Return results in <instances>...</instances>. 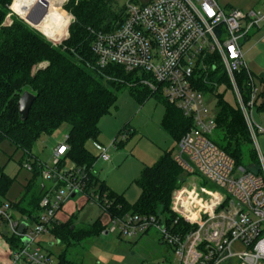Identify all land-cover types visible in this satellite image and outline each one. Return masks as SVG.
Instances as JSON below:
<instances>
[{
  "label": "built area",
  "instance_id": "built-area-1",
  "mask_svg": "<svg viewBox=\"0 0 264 264\" xmlns=\"http://www.w3.org/2000/svg\"><path fill=\"white\" fill-rule=\"evenodd\" d=\"M68 1L11 0L2 25L20 20L57 47L68 38L69 27L75 21L65 11ZM123 8V21L117 28L94 33L91 51L100 69L116 65L146 76L141 79L142 85L159 93L192 122L176 143L172 157L186 176L171 193L174 218L169 222L162 215L112 218L106 211L110 205L106 194L86 192L84 170L66 159L64 135L50 152L51 165L32 157L22 163L28 174L33 170V160L40 166L42 195L34 219L16 220L10 203L0 206V235L4 232L21 243L13 250L7 246V264H56L42 252L38 239L52 236L58 212L79 194L106 215L102 234L118 232L132 238L154 229L162 243L172 249L173 264H264V150L257 139V133L264 135V131L252 119L259 91L242 51V42L249 33L264 23V3L246 12L236 8L224 12L215 0H128ZM241 70L247 74L246 103L236 80ZM216 71L228 80L242 113L256 158L249 169L235 166L233 159L210 139L216 128L215 116L203 100L210 93L197 88L196 82L205 81L209 73ZM126 134L122 133L121 140ZM92 146L97 152L96 161H110L108 147L96 141ZM211 183L225 192L211 198L212 204L200 213H194L184 199L189 185L195 191Z\"/></svg>",
  "mask_w": 264,
  "mask_h": 264
},
{
  "label": "trees",
  "instance_id": "trees-1",
  "mask_svg": "<svg viewBox=\"0 0 264 264\" xmlns=\"http://www.w3.org/2000/svg\"><path fill=\"white\" fill-rule=\"evenodd\" d=\"M10 1L0 0V145L7 142L21 151L18 164L22 169L24 157H31V150L40 137L50 136L66 124L69 130L65 157L84 170L86 192L106 194L110 202L107 214L112 218H122L125 214L162 215L169 222L174 218L170 211L171 193L182 181V171L173 161L171 153H163L153 166L142 169L134 181L139 188V196L134 204L129 205L121 196L109 191L92 172L96 157L85 147L89 141L97 142L100 134L98 123L114 106L116 93L127 87L133 95L134 87L142 85L141 79L146 78L135 72H126L116 65L100 69L91 51L95 32H111L123 21V5L113 10L112 0H69L64 8L75 21L69 27L68 38L54 47L20 20L13 19L11 25H2ZM40 64L44 65L38 67ZM220 76L226 80L220 71H216L209 73L205 81L196 82V86L208 91ZM236 80L246 103V72L241 70ZM24 91L34 95L35 100L26 119L21 120L17 102ZM138 95V100L143 102L149 95L159 94L143 86ZM263 95L264 91L258 97ZM161 98L165 114L160 126L177 143L190 129L192 122ZM258 99L254 105L257 110H262L264 101L258 104ZM218 107L212 142L236 165L251 168L256 164L255 154L251 149L247 151L242 147L235 135L240 133L250 144L240 109L237 105L229 106L221 99H218ZM31 164L33 170L22 186L19 199L10 203L13 211L28 219H34L39 211L42 195L40 166L35 160ZM14 181L0 167V200L5 198ZM70 221L71 218L55 225L51 231L59 243L68 247L98 237L105 229L99 219L78 230ZM0 236L11 250L21 245L19 239L8 237L4 232ZM65 254L66 251H63L58 255L56 264H73Z\"/></svg>",
  "mask_w": 264,
  "mask_h": 264
},
{
  "label": "rangeland",
  "instance_id": "rangeland-1",
  "mask_svg": "<svg viewBox=\"0 0 264 264\" xmlns=\"http://www.w3.org/2000/svg\"><path fill=\"white\" fill-rule=\"evenodd\" d=\"M127 1L112 0L111 7L113 10H117ZM138 1L145 2L147 0ZM215 1L224 12L232 8L246 12L257 10L264 0ZM248 45L243 46L244 62L254 74V77L252 76L253 81L260 94L264 91V81H262L264 79V40L255 44L250 50H248ZM43 65L40 64L38 67ZM35 70L36 67L33 71ZM259 77L262 79H258ZM140 84H142L141 81ZM143 86H135L133 95L127 87L116 93L117 100L114 106L98 123L100 134L97 142L108 147L110 161L103 163L97 160L92 165V172L100 181L104 182L109 191L121 196L129 205L134 204L139 196L140 191L134 181L139 177L142 169L153 166L163 153H171L173 157L176 147V142L160 126L165 114L162 96L159 93V95H149L143 102H140L138 93L142 91ZM207 90H204V92L210 94L205 93L203 100L211 115L216 116L219 110L218 99L231 107L237 105L228 80H225L222 76ZM257 99L258 104H260L264 101V95L261 98L260 96L257 97ZM252 119L264 131V109L257 110L254 107ZM68 130V125L64 124L52 135L41 136L31 150V157L51 165L50 152L62 142ZM124 131L127 132V136L121 140ZM235 135L238 143L249 151L251 146L245 137L240 133ZM212 137H210L211 140ZM257 139L260 148L264 150V135L257 133ZM114 140L117 145L113 146ZM92 144L93 141H89L85 147L91 155L96 157L97 152ZM21 156V151L16 150L7 142L0 145V167L3 168L5 175L15 179L5 198L0 200L2 204L15 203L22 193L26 174L29 177V174L21 169L18 164ZM66 164L68 165V163ZM235 166L238 165L235 164ZM185 178L186 176L182 175V180ZM191 187L193 185H189V190L186 192L184 199L186 206L194 213H200L212 204L211 198L225 192L224 189L213 183L210 184V187H202L200 190L195 191H192ZM67 202L59 212L64 216L71 214L69 217V219L71 218L70 223L73 224L76 230L90 226L97 219L101 220V223L107 222L106 215L98 205L88 203L84 195L79 194ZM13 217L16 220H24L15 211H13ZM8 237L10 236L8 235ZM38 240L42 252L48 254L56 263L58 255L63 251H66L65 257L73 264H173L175 262L172 249L162 243L160 234L154 229L132 238L122 237L118 232H109L83 240L69 247L58 243L57 239L49 235L42 236ZM1 241H3L2 238ZM1 241L0 257H3L5 252L8 254V247L5 250Z\"/></svg>",
  "mask_w": 264,
  "mask_h": 264
},
{
  "label": "crops",
  "instance_id": "crops-1",
  "mask_svg": "<svg viewBox=\"0 0 264 264\" xmlns=\"http://www.w3.org/2000/svg\"><path fill=\"white\" fill-rule=\"evenodd\" d=\"M263 3H264V1H263ZM263 3L259 6V8L263 5ZM262 40H264V23L260 26V28L254 29V30H252L249 33V35L247 36V38L242 42V51H243V46L244 45L249 44L248 45V50H250L251 48H253V46L255 44L260 43ZM244 58H245V53H244ZM250 73L254 77V74L251 71H250ZM262 77H263V75H262ZM260 78L261 77H259L258 79H260ZM262 81H264V79H262ZM26 176L28 177L27 174H26ZM27 177L24 178V185H25V182H26ZM70 215L71 214L69 213L68 215L64 216V215H62L61 212H59L57 214L58 224H63L65 222H67L68 219H69V217H70ZM0 241H1V238H0ZM1 242H2V244H3V246L5 247V250H6L7 249V244L4 241H1ZM3 255H4L3 257H0V264H7V253L5 252Z\"/></svg>",
  "mask_w": 264,
  "mask_h": 264
},
{
  "label": "water",
  "instance_id": "water-1",
  "mask_svg": "<svg viewBox=\"0 0 264 264\" xmlns=\"http://www.w3.org/2000/svg\"><path fill=\"white\" fill-rule=\"evenodd\" d=\"M34 100H35V96L32 95L31 93L27 92V91H24L21 94V96L19 97L18 102H17V107H18V114H19L21 120L26 119L28 112H29L31 105L34 102ZM23 226L24 225H22L20 227V231H22ZM72 228L73 227H71V229ZM24 243L26 244L27 242L24 241Z\"/></svg>",
  "mask_w": 264,
  "mask_h": 264
}]
</instances>
